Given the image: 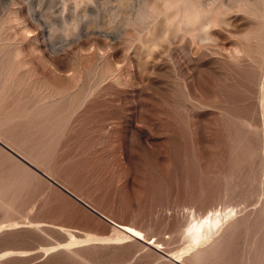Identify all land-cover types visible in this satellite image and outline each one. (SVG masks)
<instances>
[{
    "label": "rangeland",
    "instance_id": "obj_1",
    "mask_svg": "<svg viewBox=\"0 0 264 264\" xmlns=\"http://www.w3.org/2000/svg\"><path fill=\"white\" fill-rule=\"evenodd\" d=\"M0 141V264H264V0H0Z\"/></svg>",
    "mask_w": 264,
    "mask_h": 264
},
{
    "label": "bare ground",
    "instance_id": "obj_2",
    "mask_svg": "<svg viewBox=\"0 0 264 264\" xmlns=\"http://www.w3.org/2000/svg\"><path fill=\"white\" fill-rule=\"evenodd\" d=\"M85 205H87V204H85ZM88 207H89V205H88ZM219 222H220V220L216 216L206 217V218L198 221L193 226H191L187 230V233H188V235H189V237H190L191 240H195V241L197 240L198 241L199 239L204 238V237H206L209 234L211 235V233H213V232H211V230L213 228L215 229ZM120 226H121V228H122L123 231L134 235V237L135 236L138 237V233L134 229H132V228L126 226V225H120Z\"/></svg>",
    "mask_w": 264,
    "mask_h": 264
},
{
    "label": "water",
    "instance_id": "obj_3",
    "mask_svg": "<svg viewBox=\"0 0 264 264\" xmlns=\"http://www.w3.org/2000/svg\"><path fill=\"white\" fill-rule=\"evenodd\" d=\"M0 146L3 147L5 150H7L8 152H10L12 155H14L15 157H17L19 160H21L23 163H25L26 165H28L30 168L34 169L35 171L39 172L40 174H42L43 176H46L44 173H42L40 170H38V168H36L35 166H33L32 164H30L27 160H25L23 157H21L19 154H17L16 152H14L12 149H10L8 146L4 145L1 141H0ZM47 177V176H46ZM50 179V178H49ZM98 214V213H97ZM102 218H104L105 220L111 222L112 224H114L118 229H122L120 225L113 223L112 221H110L109 219H107L106 217L100 215ZM167 257L171 258L170 256H168L167 254H165Z\"/></svg>",
    "mask_w": 264,
    "mask_h": 264
}]
</instances>
